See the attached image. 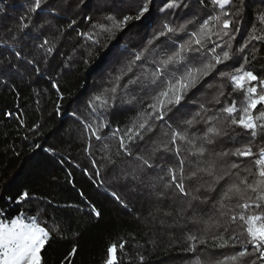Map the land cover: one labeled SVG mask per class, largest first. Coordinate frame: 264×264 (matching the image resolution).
Returning a JSON list of instances; mask_svg holds the SVG:
<instances>
[{"label": "snow or ice", "instance_id": "snow-or-ice-1", "mask_svg": "<svg viewBox=\"0 0 264 264\" xmlns=\"http://www.w3.org/2000/svg\"><path fill=\"white\" fill-rule=\"evenodd\" d=\"M81 5L87 7L84 0H28L17 31L27 37L35 30L39 34L32 39L40 40L62 11L67 15ZM97 8L104 15L83 14L89 29L77 32L90 42L85 64L96 49H105L109 57L106 41L117 33L136 29L134 35H145L123 46L106 86L87 101V116L73 113L83 125L85 154L92 157L95 148L103 161V173L91 159V170L84 167L83 175L97 188L107 181L133 196L147 192L156 205L150 221L171 217V227L185 229L184 251L196 253L204 246L201 251L211 249L217 257L197 256L193 264H264V65L255 67L264 59L257 55L264 46V11L240 42L246 0H98ZM78 27L72 18L60 34ZM11 39L20 42L16 33ZM37 48L44 50L47 64L52 42L45 38ZM14 57L25 59L21 50ZM35 63L26 60L29 66ZM33 71L40 75L39 67ZM17 74L19 64L0 58V79ZM51 86L63 100L59 85ZM198 94L204 98L194 99ZM129 112L133 115L121 126L119 118ZM110 195L129 208L117 191ZM6 199L17 207L7 211L10 205L0 204V264H44L42 252L54 237L64 238L63 227L55 219L51 226L46 223V207L24 208L34 199L27 190ZM165 201L171 202L168 209L160 206ZM177 201L183 203L177 206ZM89 215L98 220L102 213L92 206ZM126 243L110 244L104 264H119L117 253ZM223 249L232 251L225 255ZM77 252L73 246L66 264H73Z\"/></svg>", "mask_w": 264, "mask_h": 264}, {"label": "trees", "instance_id": "trees-1", "mask_svg": "<svg viewBox=\"0 0 264 264\" xmlns=\"http://www.w3.org/2000/svg\"><path fill=\"white\" fill-rule=\"evenodd\" d=\"M84 2L86 8L81 5L80 9L67 15L62 11L61 18L51 21L40 40H33L32 37L39 34L35 30L27 37L17 31L28 0H0V58L11 59L20 65V74L0 79V197H3L0 204L10 205L7 211H12L17 205L6 198L27 190L34 199L24 208L46 207V223L51 226L55 219L63 227L64 238L54 237L42 252L44 264H66L64 258L73 246L78 248L77 255L72 258L73 264H104L109 245H119L123 241L127 243L125 251L117 253L119 264H193L197 256L203 261L216 259L211 249L201 251L204 246L198 247L196 253L184 251L187 247L185 229L171 227V217L161 216L150 221L148 213L156 205L155 199L147 192L133 196L107 181L97 188L83 175L84 167L91 170V159L100 163L103 173V161L95 148L92 157L85 154L83 125L73 113L82 118L87 116V101L106 86L108 75L118 66L116 61L123 58V46L138 43L145 35L144 32L140 36L134 35L136 29L127 35L117 33L114 40L106 41L111 49L109 57H105V49H96L97 55L85 64L90 42L77 36L78 31L87 32L89 29V22L83 19V14L100 18L104 13L97 8L98 0ZM236 2L238 4L239 0ZM162 3L163 0H157V4ZM246 4L244 23L238 35L240 42L256 22L258 12L264 11V0H246ZM78 10H82L81 16H75ZM72 18L77 19L79 27L76 31L69 29L61 36V30ZM43 19L51 18H40ZM13 33L19 36V43L11 39ZM45 38L54 46V51L48 54L47 64L44 63V50L37 48ZM259 47L258 58L264 57V46ZM16 50H21L25 59L17 61L14 57ZM26 60L36 63L29 66ZM261 65H264V59L255 67L259 69ZM34 67L40 68V75L35 74ZM53 83L59 85L63 100L58 99L56 89L51 86ZM203 98L200 94L194 97ZM57 106L58 113L54 111ZM9 112L11 116L6 115ZM131 115L133 113L129 112L119 118L121 126ZM36 125L40 127L37 129ZM37 143L41 145L39 149L34 148ZM112 143L115 151V142ZM94 144L98 142L94 141ZM76 164L81 167H75ZM69 172L71 177H68ZM113 190L129 203L128 209L111 197ZM48 202H51L50 206ZM170 203L165 201L160 206L168 209ZM182 203L177 201V206ZM92 206L101 211L100 219L89 215ZM188 230L195 229L188 225ZM220 251L227 255L232 249ZM141 255L143 261L139 259Z\"/></svg>", "mask_w": 264, "mask_h": 264}]
</instances>
